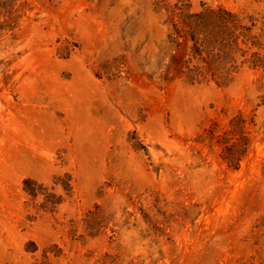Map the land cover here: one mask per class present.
<instances>
[{
	"label": "rangeland",
	"instance_id": "rangeland-1",
	"mask_svg": "<svg viewBox=\"0 0 264 264\" xmlns=\"http://www.w3.org/2000/svg\"><path fill=\"white\" fill-rule=\"evenodd\" d=\"M0 264H264V0H0Z\"/></svg>",
	"mask_w": 264,
	"mask_h": 264
}]
</instances>
